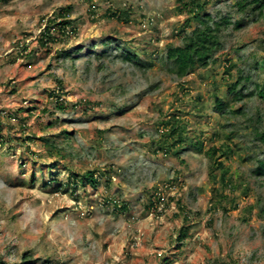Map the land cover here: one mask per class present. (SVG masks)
Masks as SVG:
<instances>
[{
  "label": "rangeland",
  "instance_id": "374dc122",
  "mask_svg": "<svg viewBox=\"0 0 264 264\" xmlns=\"http://www.w3.org/2000/svg\"><path fill=\"white\" fill-rule=\"evenodd\" d=\"M236 1L198 0L229 22L178 78V0H0V262L264 264V13Z\"/></svg>",
  "mask_w": 264,
  "mask_h": 264
},
{
  "label": "trees",
  "instance_id": "16d2710c",
  "mask_svg": "<svg viewBox=\"0 0 264 264\" xmlns=\"http://www.w3.org/2000/svg\"><path fill=\"white\" fill-rule=\"evenodd\" d=\"M181 7L185 9L190 15L192 14L194 19H198L200 26L195 27L190 34H187L182 39V45L171 48L168 50L167 58L171 61L174 72L178 78H183L194 70L197 66L201 68H206L212 62L213 53L216 49L220 47L219 32L224 24L229 21L225 18H221L219 21H214L209 15L201 16L200 13L203 10V6L198 0H178ZM235 6L239 11L250 10L252 13L257 12L258 19L262 18L264 13V0H237ZM54 23V22H53ZM69 24L68 21L63 20L62 22L56 24L61 26L62 29L66 28ZM50 31L49 25H45L41 37H46V40L55 41L48 33ZM42 39V38H41ZM236 85L231 87V90H235ZM58 103V101L56 102ZM217 109L223 110V102L220 99L216 100ZM59 105V104H57ZM60 106H62L60 104ZM61 108V107H59ZM168 126V124H166ZM176 132V129L171 127L169 135ZM260 140L264 141V132L261 133ZM179 141V140H178ZM166 145V146H165ZM164 151L171 152L174 144H165ZM161 148V147H160ZM159 148V149H160ZM162 150V149H160ZM212 153L216 150L212 149ZM178 153V152H175ZM264 173V163L260 164ZM86 179H88L92 184L97 183V177L95 172H87L85 174ZM153 204L151 203V206ZM0 264H4L0 262Z\"/></svg>",
  "mask_w": 264,
  "mask_h": 264
}]
</instances>
